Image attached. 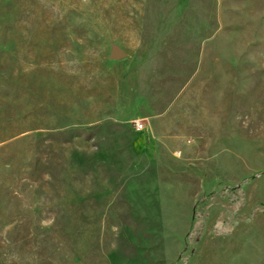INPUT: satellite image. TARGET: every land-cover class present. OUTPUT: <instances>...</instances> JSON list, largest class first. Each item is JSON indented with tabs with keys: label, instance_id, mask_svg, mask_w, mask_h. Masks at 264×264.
<instances>
[{
	"label": "rangeland",
	"instance_id": "obj_1",
	"mask_svg": "<svg viewBox=\"0 0 264 264\" xmlns=\"http://www.w3.org/2000/svg\"><path fill=\"white\" fill-rule=\"evenodd\" d=\"M0 264H264V0H0Z\"/></svg>",
	"mask_w": 264,
	"mask_h": 264
},
{
	"label": "built area",
	"instance_id": "obj_2",
	"mask_svg": "<svg viewBox=\"0 0 264 264\" xmlns=\"http://www.w3.org/2000/svg\"><path fill=\"white\" fill-rule=\"evenodd\" d=\"M133 127L135 131H141L143 129V124L139 122H135Z\"/></svg>",
	"mask_w": 264,
	"mask_h": 264
},
{
	"label": "water",
	"instance_id": "obj_3",
	"mask_svg": "<svg viewBox=\"0 0 264 264\" xmlns=\"http://www.w3.org/2000/svg\"><path fill=\"white\" fill-rule=\"evenodd\" d=\"M114 55H115L116 59H120L124 56V54L122 52H119V51H115Z\"/></svg>",
	"mask_w": 264,
	"mask_h": 264
}]
</instances>
